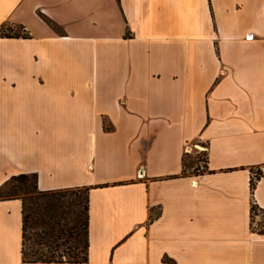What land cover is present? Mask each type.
<instances>
[{
	"label": "crops",
	"instance_id": "0c3cea01",
	"mask_svg": "<svg viewBox=\"0 0 264 264\" xmlns=\"http://www.w3.org/2000/svg\"><path fill=\"white\" fill-rule=\"evenodd\" d=\"M20 174L88 189L84 264H264V0H0V187ZM21 248L0 200V264Z\"/></svg>",
	"mask_w": 264,
	"mask_h": 264
},
{
	"label": "trees",
	"instance_id": "16d2710c",
	"mask_svg": "<svg viewBox=\"0 0 264 264\" xmlns=\"http://www.w3.org/2000/svg\"><path fill=\"white\" fill-rule=\"evenodd\" d=\"M48 24L58 31L54 24ZM10 32V29H3L1 36L18 37ZM185 159L183 173L187 169ZM249 187L252 192L255 188L253 180ZM81 190L82 196L70 195L69 190L41 192L34 174L13 176L0 187V200L21 201L23 264L87 263L89 199L88 189ZM250 212H253V206ZM250 218L252 221V216ZM260 232L264 233V230Z\"/></svg>",
	"mask_w": 264,
	"mask_h": 264
},
{
	"label": "rangeland",
	"instance_id": "374dc122",
	"mask_svg": "<svg viewBox=\"0 0 264 264\" xmlns=\"http://www.w3.org/2000/svg\"><path fill=\"white\" fill-rule=\"evenodd\" d=\"M19 34H21V31H18ZM17 34V33H16ZM195 152H192L190 155L191 156H186L185 159V166L187 167V172L189 173H193V171L190 170V168H194L195 166L198 167V169H195V172L199 169H201V167H204L205 162H206V158H205V154L204 152H199L201 151V149L195 147L194 148ZM188 155V154H187ZM259 171L253 173L254 178L258 179L259 178ZM254 182V180H253ZM255 183V182H254ZM250 188V187H249ZM70 192L68 194H76V195H83L84 192L81 189H73V190H69ZM251 192V190H250ZM253 192V191H252ZM251 192V193H252ZM253 206V212H250V215L252 216V221H251V229L253 231L259 232L262 234L263 231V227H264V210L259 209L256 205H251Z\"/></svg>",
	"mask_w": 264,
	"mask_h": 264
},
{
	"label": "built area",
	"instance_id": "2783aa9c",
	"mask_svg": "<svg viewBox=\"0 0 264 264\" xmlns=\"http://www.w3.org/2000/svg\"><path fill=\"white\" fill-rule=\"evenodd\" d=\"M137 176H139V175H137ZM140 177V176H139ZM251 180H255V178H254V175L252 174V179ZM263 230H264V227H263Z\"/></svg>",
	"mask_w": 264,
	"mask_h": 264
}]
</instances>
